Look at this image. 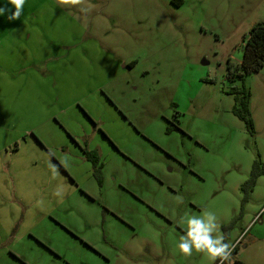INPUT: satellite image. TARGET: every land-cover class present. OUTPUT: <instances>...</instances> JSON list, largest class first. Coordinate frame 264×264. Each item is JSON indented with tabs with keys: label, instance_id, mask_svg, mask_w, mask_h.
<instances>
[{
	"label": "rangeland",
	"instance_id": "rangeland-1",
	"mask_svg": "<svg viewBox=\"0 0 264 264\" xmlns=\"http://www.w3.org/2000/svg\"><path fill=\"white\" fill-rule=\"evenodd\" d=\"M175 1L26 0L0 16V264H211L178 250L205 210L237 246L225 264H264V175L240 191L264 162V65L228 76L264 0ZM54 117L97 147L101 186Z\"/></svg>",
	"mask_w": 264,
	"mask_h": 264
},
{
	"label": "trees",
	"instance_id": "trees-1",
	"mask_svg": "<svg viewBox=\"0 0 264 264\" xmlns=\"http://www.w3.org/2000/svg\"><path fill=\"white\" fill-rule=\"evenodd\" d=\"M176 6H179L181 2H176L172 0ZM132 62L131 64H135ZM264 65V23H256L251 26L250 31L245 40V44L242 50V57L240 64L235 70L229 71V78L243 79L245 75L251 72H258ZM131 66V65H130ZM229 70V69H228ZM230 95H234L235 104L232 108L233 114L244 123L247 131L253 135L254 134V124L250 118L249 113V93L242 88L241 90L233 88ZM86 158L91 162L93 169V176L98 180L100 179V169L99 160L96 152H86ZM264 175V162L260 160L257 156L253 161L251 171L248 179L241 185L240 191L243 193L242 203H245L250 194L253 192L256 180ZM235 221L231 223L233 225ZM237 246L232 248L231 254L235 253ZM219 264V261L216 262ZM233 264H243L240 261H234Z\"/></svg>",
	"mask_w": 264,
	"mask_h": 264
},
{
	"label": "clouds",
	"instance_id": "clouds-1",
	"mask_svg": "<svg viewBox=\"0 0 264 264\" xmlns=\"http://www.w3.org/2000/svg\"><path fill=\"white\" fill-rule=\"evenodd\" d=\"M84 0H60L62 5H80ZM26 0H6L0 7V16H6L9 21L19 19ZM87 11V9H82ZM187 225L185 234L178 243L179 253L190 257L193 252L209 258L211 264H225L231 259L233 245L225 242L223 234H219V224L214 212L205 210L201 215H190L182 221Z\"/></svg>",
	"mask_w": 264,
	"mask_h": 264
},
{
	"label": "crops",
	"instance_id": "crops-1",
	"mask_svg": "<svg viewBox=\"0 0 264 264\" xmlns=\"http://www.w3.org/2000/svg\"><path fill=\"white\" fill-rule=\"evenodd\" d=\"M131 63H132V62H130L129 64H127V68H128V67H129V68H132V67L136 64V63H135V64L133 65V64H131ZM130 65H131V66H130ZM73 106H74V104H73ZM74 108H75L76 110H78L79 115H81V117H83V119H84L85 121H87L89 124H92V125L94 126V122H93V120L89 117V114L87 113V110L85 109V106H82V105L77 104V105L74 106ZM75 119H78V118H77V117L75 118V116H74V118H73L72 121H75ZM52 122H53V124L55 125V127H56L57 129H59L60 132H62V133L65 134L64 137H67V139L73 144V146H74L75 148H77V149L81 152V156L83 157V160H84L86 163H88L89 165H91V164L86 160V158H85V156H84V153L82 152V149H81L82 147L86 148L87 143L85 142V143H83V145H82V144L79 143L78 140H75V138L70 134V132H68L67 129L64 127L63 122H61V120H59V119H57L56 117H54V118L52 119ZM51 134H52V136L54 135V131H53V130L51 131ZM31 138L34 139L35 144H36L39 148H41V149L44 148V149H45V147H44V145H43V142H42V140H41V138H40L39 136L32 134V135H31ZM103 139H105V138H103ZM113 147H115V146H113ZM115 148H116V147H115ZM86 149H87V148H86ZM116 149H117V148H116ZM87 150H89V151H96V153L98 154L99 165H100L101 168H102V163H101V160H100V153H99L97 147L95 146V147L92 148V149H89V148H88ZM100 171H101V180H102V170L100 169ZM67 178H68V180H69L71 183H73V182L70 180V177H69V176H67Z\"/></svg>",
	"mask_w": 264,
	"mask_h": 264
},
{
	"label": "flooded vegetation",
	"instance_id": "flooded-vegetation-1",
	"mask_svg": "<svg viewBox=\"0 0 264 264\" xmlns=\"http://www.w3.org/2000/svg\"><path fill=\"white\" fill-rule=\"evenodd\" d=\"M82 149V152L84 153V156H85V153L86 152H96V151H89V150H87L86 148H84V147H82L81 148ZM97 154V153H96ZM97 156H98V154H97ZM85 158H86V156H85ZM86 160L91 164V162L86 158ZM97 180V183L101 186V184H102V180H101V172H100V179L98 180V178L96 179Z\"/></svg>",
	"mask_w": 264,
	"mask_h": 264
}]
</instances>
